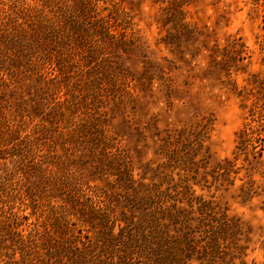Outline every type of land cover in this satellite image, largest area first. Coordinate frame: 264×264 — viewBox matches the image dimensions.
Masks as SVG:
<instances>
[{
  "label": "rangeland",
  "instance_id": "obj_1",
  "mask_svg": "<svg viewBox=\"0 0 264 264\" xmlns=\"http://www.w3.org/2000/svg\"><path fill=\"white\" fill-rule=\"evenodd\" d=\"M0 264H264V0H0Z\"/></svg>",
  "mask_w": 264,
  "mask_h": 264
},
{
  "label": "trees",
  "instance_id": "obj_2",
  "mask_svg": "<svg viewBox=\"0 0 264 264\" xmlns=\"http://www.w3.org/2000/svg\"><path fill=\"white\" fill-rule=\"evenodd\" d=\"M249 134L248 129H243L241 133L242 139H244Z\"/></svg>",
  "mask_w": 264,
  "mask_h": 264
}]
</instances>
